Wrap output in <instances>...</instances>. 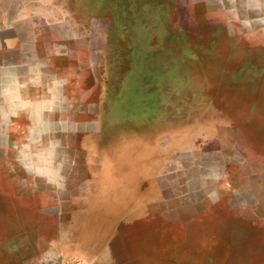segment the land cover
<instances>
[{
	"label": "rangeland",
	"instance_id": "obj_1",
	"mask_svg": "<svg viewBox=\"0 0 264 264\" xmlns=\"http://www.w3.org/2000/svg\"><path fill=\"white\" fill-rule=\"evenodd\" d=\"M233 3L0 0L1 64L31 38L80 58L86 106L40 124L58 139L26 158L43 170L25 175L24 224L5 221L39 230L41 264H264V0Z\"/></svg>",
	"mask_w": 264,
	"mask_h": 264
},
{
	"label": "crops",
	"instance_id": "obj_2",
	"mask_svg": "<svg viewBox=\"0 0 264 264\" xmlns=\"http://www.w3.org/2000/svg\"><path fill=\"white\" fill-rule=\"evenodd\" d=\"M201 1L207 12L213 11L214 14L222 12L227 16L235 11L233 1L240 2L233 0L232 6L228 8L225 0ZM218 1L221 2L222 7L217 6ZM153 8L151 5L145 6L142 8L141 16L137 18L152 21L155 11ZM157 8L156 11L164 12L163 5ZM223 24L226 27L230 26L227 20ZM33 39L31 38L28 43L19 39L15 43L8 44L7 53L3 54V58L8 59V62L0 63V264H41L42 252L53 250L48 248L49 245L47 247L41 245V241L37 238H27L31 234L37 235L39 230L36 233L35 230L29 231L24 228L25 225L11 228L5 221L14 219V209H16L15 218L24 224L27 203L25 175L27 172L43 170L35 163H27L26 158L35 156L36 152H39L37 150L41 149V141L58 139L57 132H40V124H56L59 122L58 117L60 116L63 121L68 113L73 112L75 105L86 106L84 103H75L73 65L79 57L74 56L73 50L69 52L66 48L53 52L47 47L42 52L36 46L37 39ZM57 41L55 42L58 43ZM24 43L29 46L23 45ZM65 43H68L66 39ZM57 60L63 61L64 67H58ZM25 122L33 125L31 131H19L21 124ZM10 124L16 125L17 130H9L7 126ZM26 140L29 141L27 145ZM151 151L152 148H145L146 154ZM9 172L13 173L12 179L9 178ZM29 176L34 181L40 182V177ZM10 205L16 207L11 208ZM72 219H74L73 211L70 213L69 221ZM64 231L58 230L55 235H65L67 230L63 234ZM75 235L78 236V231ZM80 241H82L80 238L75 239L69 244L73 245L74 242L79 244ZM61 244L62 238L51 240L54 249ZM65 250L73 251L69 246Z\"/></svg>",
	"mask_w": 264,
	"mask_h": 264
}]
</instances>
